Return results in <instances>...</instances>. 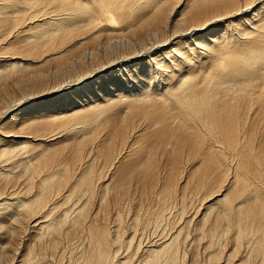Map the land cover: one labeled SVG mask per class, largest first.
<instances>
[{
  "label": "bare ground",
  "instance_id": "1",
  "mask_svg": "<svg viewBox=\"0 0 264 264\" xmlns=\"http://www.w3.org/2000/svg\"><path fill=\"white\" fill-rule=\"evenodd\" d=\"M258 4L0 0V28L6 32L1 44L8 47L16 38L27 49H22L25 55L13 54L0 45L11 53L0 54V67L10 71L60 58L96 35L123 28L134 29L130 32L140 41L146 35L139 49L98 72L85 71L75 81L0 111V264H184L179 243L187 223L164 234L160 229L157 239L145 244L142 225L167 221L175 186L185 185L194 194L208 193L215 184L216 191L206 197L203 193L205 198L199 200L201 218L209 210L215 212L206 227L198 226L209 248L208 264L231 262L228 255L218 260L219 249L212 250L226 233L246 249L235 263L264 257V6L252 11ZM141 23H149L144 33ZM181 47L188 53H180ZM176 53L183 64L172 59ZM164 61L175 71L155 74L153 65L168 68ZM69 98L76 108L59 114L52 109L56 101ZM42 110L50 112L41 117ZM29 112L39 119L23 120ZM6 122L11 123L7 129ZM15 124L26 128L16 131ZM60 141L65 142L59 147ZM126 156L131 164L142 159L133 168L145 171L144 194L156 189L158 202L151 201L157 205L144 211L146 222L140 226L135 214L125 226L124 212L117 208L109 214L108 205L101 204L104 194L98 196L99 190L108 189L110 170ZM97 159L101 167L96 169ZM122 192L118 189L116 200ZM193 258L188 264L199 263Z\"/></svg>",
  "mask_w": 264,
  "mask_h": 264
},
{
  "label": "rangeland",
  "instance_id": "2",
  "mask_svg": "<svg viewBox=\"0 0 264 264\" xmlns=\"http://www.w3.org/2000/svg\"><path fill=\"white\" fill-rule=\"evenodd\" d=\"M145 24L146 23H141L139 25V28L142 29L141 31H143V33L145 31H147L149 23L146 24L147 25L146 27H145ZM142 27H144V28H142ZM123 29H122L123 31L122 30H120V31H122L124 33V35L123 34L120 35L119 33H122V32H119V30H118L119 33H117V32L109 33L110 35L111 34L113 35L112 37H110V35L108 33H107L108 35L100 34L102 37L99 36V35H96V39H95V36H94V38H92L93 40L95 39V41H93L94 43L90 42V40L92 41V39H90V40L88 39L89 41L87 40V42L83 40V41L78 43L79 46H77L78 44L77 45L75 44L77 46V48L74 45L75 46L74 47L75 50H72L70 48L71 49L70 53L64 52L65 55L64 54L61 55V57L63 56L62 59H61L60 56H59L60 58L57 57V59L56 58L46 59V60H43V63L41 62L37 66L36 65L35 66L27 65V66H25V67H27L26 69H24L25 67H22L19 70V72L16 71V70L15 71H10V69H8L7 67H3L2 66L4 69H2V67H0V73H1V70L3 72L5 69H7V72L4 71L5 74H4V72L0 74V76L2 75L0 77V111L5 110L6 108L14 107L17 103L20 102L19 100H22L23 98L25 99L27 96L29 97V96H33L35 94H40V93H43V92H45L48 89L50 90V88H54L55 86H58L60 84L64 85L67 82L69 83V81L70 82L75 81L79 77V75L81 73L85 72V71H94L93 73L98 72L99 67L105 66L108 63H113L114 61H119L121 58H123V54L128 53V52H134V50L139 49L140 48V44L144 43V40H146V39H144V37L146 35L143 38H141V41H140V38H137L139 35L132 34V33H135V31L133 32L134 29L131 30L132 28H130L132 33L130 32V30L128 28H127L128 29L127 31H125V28H123ZM0 32H1L0 33V37H1L0 38V45H3L4 48H6L7 46H5V45H9V44H5V43H4L5 45L3 43L1 44V41H4L5 38H6V37H4L5 33H6L5 29L4 28H2V29L0 28ZM128 33H129V35H128ZM7 34H6V36H7ZM148 34H150V31L148 32ZM126 37H128V38H126ZM14 39H11V42L13 41L12 44L10 42V46L11 45L12 46L11 47L8 46L7 48L10 49V52L13 51L12 52L13 54L17 53V54H24L25 55V52H23L22 49L25 48V47H23V45L25 46L26 43H24L22 40L19 41L16 38H14ZM17 42H18V44H17ZM20 42L21 43L23 42V44H21ZM82 42H84V43H82ZM19 43H20V46H19ZM80 43L84 44V45H81ZM18 47H19V49L21 51L18 49ZM20 47H22V48H20ZM4 48H0V51H3V52L0 53L1 55L5 54L6 56H8L9 54H11L10 52H7L8 49H4ZM15 48H16V51L18 50L17 52H15V50H14ZM25 50H27V49L25 48ZM67 51H69V50H67ZM27 53L28 52L26 51V54ZM50 60H52V61H50ZM9 72L10 73L12 72V73L9 74ZM3 74L4 75L7 74V75L4 76ZM123 94H124V92H123ZM67 100H68V102L67 101H62L65 104L61 103L59 101L58 102L56 101V106L54 108H52V109L57 111V113L58 112L61 113L63 111L65 112V111L71 110L73 108H76V106L74 104L70 103L72 99L70 100V98H69ZM90 104L94 105L93 103H90ZM106 108H107V106H106ZM111 108H115V107H111ZM30 112L26 113V117H24L23 120H25L26 122H29V120H31V119H35V120L39 119V118H37V115L34 116L35 114H33V113L31 114ZM39 112H40V116L41 117H45V115H48V113H46V112H50V111L42 110V111H39ZM34 113H36V112H34ZM42 113H44V114H42ZM108 113H110V112H108ZM107 115H109V114H107ZM6 123H7V125L3 126V127L7 129L8 127H10L9 125H11V123H9V122H6ZM13 126H14V130H16V131H19V129H23L25 127V126L21 127L20 124H15ZM23 130H25V129H23ZM26 130L28 131V129H26ZM96 130H98V127L96 129L92 130V132L94 131V133H91L92 135H89V137L93 136L96 133ZM88 134H90V132ZM61 139H63V137ZM64 142L65 141H60L56 145L57 146L59 145V147H60V144H62ZM71 143L72 142H67V145H69ZM67 151H68V148H67ZM67 151H65L64 154L67 155L68 154ZM98 160L99 159H97L95 161L96 162V164H95L96 165L95 166L96 169L101 167L100 166V160L99 161ZM139 160L142 161V159H139ZM139 160H138V162L133 160L134 162H136L135 165L140 164L139 162H141V161H139ZM124 161L120 163V166L118 164V166H113L114 169L110 170V172H112V177L113 178L110 181V184H108V189L107 190H99V195L98 196H101V194L102 195L104 194L103 202L101 204L102 205H108V211L110 212L109 214H112V213L114 214V212L116 211L117 208L119 209V211L121 213L124 212L122 214V217H123V220H124L123 223L125 224V226L127 225L126 223L130 222V220L133 217L132 215H134V214H135V216L138 217L137 218V219H139L138 221H140V220L142 221L143 220L142 222L140 221L141 223L138 222V224L140 226V225L143 224V222H146V219L144 217L146 216L147 211L153 209L157 205L156 202H155V201L158 200L156 198L157 195H155L156 194V191H155L156 189L153 190L155 192H153V191L150 192L151 196L149 195V193L147 194L148 196H146L144 194V191H143L144 190V186L143 185L145 183L144 181L146 180L145 179V175L146 174H143V172H145L143 167L142 166H138L137 168L136 167L133 168L134 162L131 164L132 159L130 161V159H128V156H126V160L124 159ZM118 167H120V169ZM117 169L120 172H118V171L116 172L115 170H117ZM100 171L102 172V169H100ZM109 175H111V173H109L107 176H109ZM177 175H179V174H177ZM159 176H158V179L159 178L161 179V175H159ZM175 177L177 178V180L179 179V177H177V176H175ZM143 179H145V180H143ZM173 179L175 180V178H173ZM174 184H175V182H174ZM176 185H177V181H176ZM184 187H185V185L182 186V187L179 186V185L175 186V188H174L175 190L174 191L175 192L177 191L176 192L177 194L175 193V197L172 199L173 202L172 201L170 202L171 206L169 204L168 210L166 211L164 219H166V218H168V219H167V221L165 220V223H166V225L170 224L171 226H169V225L166 226L165 223H163L164 220L161 221L162 225L160 223L158 224L161 227H158V225L154 226V227H151L150 224L146 223L145 226L146 225L147 226L150 225V226L147 228V227H144V225H142V227H143V230H142L143 233L142 234L143 235L141 234V241L145 240L143 242V244L150 243L148 241H152V240L154 241L155 239H157L156 238V236L158 234L157 232L161 231L160 229H162V231H161L162 233L161 232H159V233L160 234H164V233L168 232V230H172V228L173 229L176 228V226L178 224L181 225L183 222L187 223L188 226L186 224H184V225L182 224L184 228L186 227V229H183V232H182V235H181V238H182L183 241L181 240L180 243H179V245H180L179 248L181 247L179 252H181L180 255L181 254L183 255V256H181L182 257V261L184 262V264H185V262H186V264H188V262L191 260L192 257H194L192 260H195V258L197 257L196 260H197V262H199L198 264H201V263L202 264L203 263L204 264H208L206 256L208 255L207 253L209 252V248H208V246L205 243V240H206L205 236L201 235L203 237V239H202V237H200L198 228L201 227V226H199V224H201L203 228H204V226L206 227L207 226V222L213 217V214L215 212H214V210H212V211L209 210L207 215L205 213V216H203L201 218L200 214H201V211H202V207H199V204L201 202L199 200H202L203 198H205L206 197L205 193H207V192L206 191L205 192L204 191H201V192L199 191V193H198V192L195 191V193H194L195 195H194L193 194V190H190V189L188 190L187 187H185V188ZM186 188H187V190H186ZM216 188H217L216 184L213 185L210 188L209 191L212 190L211 194H212L213 191H216ZM118 189H121L123 191L121 193L122 197L120 198V200L119 199L116 200V196H115V194H117ZM183 189H185V191H187V192H185L187 195L189 194V192L192 191V194H193L194 197L192 196V194H190L191 196L190 195L187 196V195L183 194V196L185 195L184 198H186V199H183V197H182V200H181V195H182ZM209 191H208L209 194L207 193L208 195H210ZM153 193H154V195H152ZM203 193L205 194V197H204ZM196 194H197L198 197L196 196ZM189 196L192 197V198H190ZM202 196H203V198H202ZM96 198H98V197H94L91 200V206H92V204H94V202H95L94 200H96ZM145 198H148V199H145ZM151 199L152 200L155 199V201H151ZM184 200H185V202L186 201L187 202L185 203ZM181 202H184V203H181ZM113 203H116V204H113ZM154 204H156V205H154ZM146 205H148V210H147V206ZM89 207H90V205H89ZM150 207H153V208H150ZM181 208H183L184 210L181 209ZM198 208H199V210H198ZM212 209H214V208H212ZM182 210H183V212H182ZM138 211L140 212V214H139ZM144 211H145L146 214H144ZM126 216H128V217H126ZM167 216H169L170 218L167 217ZM179 217H181V218H179ZM172 218L174 219V221H173ZM168 220L170 221V223L168 222ZM138 224H136V225H138ZM187 227H189V228L187 229ZM164 228H166L167 230L164 229ZM196 228H197V230H195ZM144 230H146V231H144ZM187 230H189V232ZM154 231H156V232L154 233ZM186 231L189 234L184 233ZM195 233H198V234H195ZM226 234H224L225 236L222 235L220 237L222 239H220V238H219L220 240L218 239L217 244L213 245L212 250L216 251V250L219 249L216 252H219L217 254L219 255V257H222V258H219V257L216 256L217 258H219L218 260H221V259H223L224 257H226L228 255L229 257L231 256L230 257L231 258L230 259L231 262L229 261V264H231V263L232 264H238V263H235V262L240 260L241 256L246 255V253H243V251L246 250V249H245V247L242 244H240V245L236 244L235 245L233 240L231 239L230 235H228V234L226 235ZM197 242H199V243H197ZM183 243L184 244L186 243V244L184 245ZM191 243H192V245H191ZM204 243H205L206 246L204 245ZM234 245H235V247H234ZM192 246H193V248H192ZM204 246L206 247L205 252H204ZM218 246H219V248H218ZM237 246H241V247H237ZM182 247L184 248V250L182 249ZM233 248H235L236 250H234ZM185 249H189V250H185ZM186 251L188 253H185ZM189 251L190 252L192 251V252L190 253ZM185 254L186 255L189 254V255H187V257H186ZM189 256H191V258H189ZM263 259H264V257L262 259H258V260H256V259L255 260L254 259L251 260V258L250 259L247 258L246 259L247 261L243 260V262L242 263L240 262V264H244L245 262H247L246 264H252V262H253V264H258V262L262 263L261 261H263L262 264H264V260ZM228 260H229V258H228ZM248 260L251 261V263Z\"/></svg>",
  "mask_w": 264,
  "mask_h": 264
},
{
  "label": "snow or ice",
  "instance_id": "3",
  "mask_svg": "<svg viewBox=\"0 0 264 264\" xmlns=\"http://www.w3.org/2000/svg\"><path fill=\"white\" fill-rule=\"evenodd\" d=\"M259 6H264V0H259V4L254 6L252 11L255 12L256 11V8L259 7ZM262 15V18H264V13L261 14ZM248 19H252V16L251 15H248ZM253 23H259V21H256V20H253ZM192 47H195V44H192L191 45ZM180 53H188V49L187 48H183L181 47L180 48ZM173 60H175L177 63H181L183 64L184 61L182 59V56L179 54V53H176V54H173V57H172ZM164 64L166 65H169L167 69L161 67V68H157L155 65L152 66V71L157 74V75H165V72L168 71V72H171V71H175V69L171 68L170 64L168 61H164L163 62ZM166 78V76H165Z\"/></svg>",
  "mask_w": 264,
  "mask_h": 264
}]
</instances>
